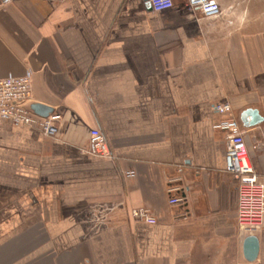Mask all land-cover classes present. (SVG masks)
Segmentation results:
<instances>
[{
  "label": "crops",
  "instance_id": "obj_1",
  "mask_svg": "<svg viewBox=\"0 0 264 264\" xmlns=\"http://www.w3.org/2000/svg\"><path fill=\"white\" fill-rule=\"evenodd\" d=\"M216 1L219 19L184 0L165 12L146 0H0V77L31 71L30 105L63 117L57 139L0 129V264H264V229L238 228L214 124L220 102L239 122L259 110L263 123L243 128L264 182V0ZM94 127L116 160L84 152ZM97 204L121 205L98 229ZM137 206L159 223L133 220Z\"/></svg>",
  "mask_w": 264,
  "mask_h": 264
},
{
  "label": "built area",
  "instance_id": "obj_2",
  "mask_svg": "<svg viewBox=\"0 0 264 264\" xmlns=\"http://www.w3.org/2000/svg\"><path fill=\"white\" fill-rule=\"evenodd\" d=\"M154 8L155 12H165L173 9L178 0H146ZM189 7L190 14H195L198 9L204 18L219 19L224 13L223 7L216 0H184ZM4 4H9L13 0H3ZM33 73L27 71L22 77L7 78L0 77V129L5 123L13 126L31 127L43 132L47 138L57 139L60 134L59 123L63 120L60 114L54 112L49 118L37 116L30 109V101L33 91ZM219 120L214 123L215 129L223 132L227 136L225 163L226 172L230 173L237 180L238 202L237 225L238 228L248 235H256L264 228V182L258 174L254 163L250 157V150L246 144V132L243 124L234 116L232 105L220 102L214 105ZM89 146L84 150L86 154L97 155V157L116 160L117 156L111 149V143L101 129L94 127L90 133ZM258 149V148H257ZM183 170L180 169L179 173ZM134 172L126 173L127 178L134 177ZM181 178L171 180V184L180 182ZM179 191L178 185L172 186L169 192ZM184 199L178 195L169 201L171 205H177ZM121 208V205L103 206L97 204L90 222L95 228H102L110 223V217ZM133 220L156 225L158 219L154 217L151 209L146 207L133 208L129 212Z\"/></svg>",
  "mask_w": 264,
  "mask_h": 264
},
{
  "label": "water",
  "instance_id": "obj_3",
  "mask_svg": "<svg viewBox=\"0 0 264 264\" xmlns=\"http://www.w3.org/2000/svg\"><path fill=\"white\" fill-rule=\"evenodd\" d=\"M30 109L33 111L35 115L39 117L41 116L42 118H49V116L54 113V109L45 106L42 103L32 104ZM259 113H260L259 110L254 108L253 109L249 108L248 110L243 112V114L240 115V118H241V123H243V125L245 126L244 128H250L253 126L261 125L263 121H260ZM249 118H251V121H249ZM247 242L250 247L249 250L251 255L249 259L254 260L256 258V253L258 251L259 242L255 237L252 236L248 239Z\"/></svg>",
  "mask_w": 264,
  "mask_h": 264
}]
</instances>
